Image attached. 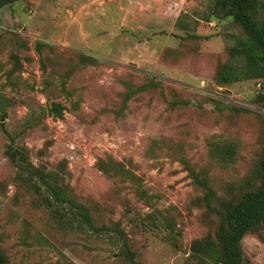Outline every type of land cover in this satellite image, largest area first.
<instances>
[{
	"label": "rangeland",
	"instance_id": "rangeland-1",
	"mask_svg": "<svg viewBox=\"0 0 264 264\" xmlns=\"http://www.w3.org/2000/svg\"><path fill=\"white\" fill-rule=\"evenodd\" d=\"M213 1L20 0L0 8L7 264H191V242L216 236L220 212L256 182L264 156V79L215 83L245 34ZM149 81L152 88L138 90ZM52 102L65 106L61 118L48 113ZM228 144L225 161L212 154ZM11 147L58 174L96 226L117 224L132 257L113 231L86 234L61 221L42 200L46 186L10 159ZM194 176L211 188L210 206ZM241 248L250 264H264V226Z\"/></svg>",
	"mask_w": 264,
	"mask_h": 264
},
{
	"label": "trees",
	"instance_id": "trees-1",
	"mask_svg": "<svg viewBox=\"0 0 264 264\" xmlns=\"http://www.w3.org/2000/svg\"><path fill=\"white\" fill-rule=\"evenodd\" d=\"M18 1L20 0H0V8ZM213 7L214 11H219L240 25L245 34V38H238L235 46L230 49L228 60L217 68L215 83L224 86L241 80L264 79V2L262 0H214ZM153 85L155 83L149 81L140 85L138 90H146ZM258 98L262 100L264 95ZM64 110L65 106L60 102H52L47 109L48 113L56 118H61ZM231 151L233 146L228 144L220 149L214 147L212 154L221 161H225ZM8 155L12 161L28 170L30 176H37L46 186L43 191L42 187L40 189L42 200L48 207H54L53 210L61 221L75 228L85 227L86 234L100 236L113 231L115 240L120 237L123 239L124 255L132 257L133 253L128 248L123 231L117 224L111 227L96 226L90 210L68 195L58 174L42 172L34 168L22 149L11 147ZM123 174L128 177V173L123 172ZM254 175L256 182L244 189L235 203L228 204L223 212H220V224L216 236L195 239L191 242L189 253L191 264H250L241 248V240L248 233H259L264 226V156L259 160ZM193 180L205 191L204 199L207 206H210L212 190L207 181L196 176ZM168 233L171 231L169 230ZM167 241L171 242L169 235ZM0 264H7L1 251Z\"/></svg>",
	"mask_w": 264,
	"mask_h": 264
}]
</instances>
